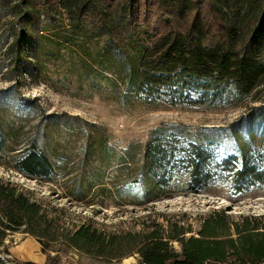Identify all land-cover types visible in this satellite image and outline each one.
<instances>
[{
    "label": "trees",
    "instance_id": "obj_1",
    "mask_svg": "<svg viewBox=\"0 0 264 264\" xmlns=\"http://www.w3.org/2000/svg\"><path fill=\"white\" fill-rule=\"evenodd\" d=\"M2 17L0 55L17 77L40 78L47 62L68 56L88 74L112 73L115 87L144 102L206 107L242 102L264 84V0H0ZM92 39L103 40L95 54L86 47ZM258 110L264 122V107ZM10 133L0 120V165L35 179L56 174L43 145L34 139L16 149ZM222 143L185 124L157 127L144 146L131 144L120 156L138 171L112 192L143 205L215 184L235 193L264 185V147L219 155ZM18 232L43 252L64 244L106 264L132 255L140 264H264L263 216L214 211L196 233L179 221L122 231L95 221L70 226L0 177V249Z\"/></svg>",
    "mask_w": 264,
    "mask_h": 264
},
{
    "label": "rangeland",
    "instance_id": "obj_2",
    "mask_svg": "<svg viewBox=\"0 0 264 264\" xmlns=\"http://www.w3.org/2000/svg\"><path fill=\"white\" fill-rule=\"evenodd\" d=\"M69 19L63 15L67 24ZM5 22V17L0 18L1 38ZM102 42L87 40L89 53L95 54ZM0 60L5 68L0 73V120L12 134L10 144L19 149L36 139L56 165V174L43 179L0 165V177L28 190L51 214L59 215L62 223L73 226L95 221L122 231L138 230L154 220L179 221L196 233L214 211L234 218L264 217V185L235 193L227 184H215L207 191L179 192L143 205L127 204L112 192L135 179L138 171L120 164V156L131 144L144 146L157 127L185 124L221 139L219 155L243 146L263 148L264 122L258 109L264 107V84L242 102L219 107L172 106L129 95L125 85H113L112 73L88 74L82 62L72 63L68 56L47 62L40 78L17 77L6 71L5 57L0 55ZM102 188L105 191L100 192ZM5 244L0 249V264H106L64 244L43 252L36 238L21 232L10 235ZM111 264L140 262L138 255H132Z\"/></svg>",
    "mask_w": 264,
    "mask_h": 264
}]
</instances>
